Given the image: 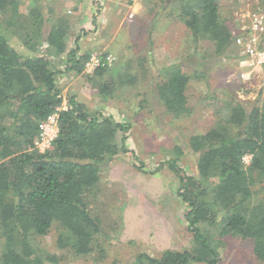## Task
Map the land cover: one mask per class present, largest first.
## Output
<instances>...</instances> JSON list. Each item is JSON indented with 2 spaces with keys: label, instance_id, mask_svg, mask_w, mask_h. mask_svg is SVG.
<instances>
[{
  "label": "trees",
  "instance_id": "trees-1",
  "mask_svg": "<svg viewBox=\"0 0 264 264\" xmlns=\"http://www.w3.org/2000/svg\"><path fill=\"white\" fill-rule=\"evenodd\" d=\"M180 2L178 17L195 42L209 41L216 51L232 43L231 20L221 15L217 0ZM19 5L20 0H0V264H60L68 250L75 256L104 255L107 235L100 217L90 210L87 193L98 184L101 169L120 154L138 161L125 145L129 125L88 110L73 95L63 97L54 59L65 54L64 70L70 76L74 72L92 80L84 73L90 54L76 56V48L68 49L65 16L50 21L38 4L26 13ZM45 11L51 18V8ZM16 31L24 34L23 53L9 42L8 34ZM181 70L170 67L154 85L164 112L175 119L190 113L185 94L189 76ZM94 84L100 94L113 91L106 81ZM63 104L58 134L40 152L34 147L38 122ZM218 119L207 132L176 144L174 158L167 160L192 234L191 249L139 252L130 264H218L217 247L225 236L252 240L253 257L264 262V203L253 200V186L264 177V98L251 104L234 101L225 111L219 109ZM245 153L252 155L247 165L241 161ZM186 155L194 158V173L177 164ZM52 228L58 232L60 254L43 253L32 243Z\"/></svg>",
  "mask_w": 264,
  "mask_h": 264
},
{
  "label": "rangeland",
  "instance_id": "rangeland-1",
  "mask_svg": "<svg viewBox=\"0 0 264 264\" xmlns=\"http://www.w3.org/2000/svg\"><path fill=\"white\" fill-rule=\"evenodd\" d=\"M217 1L221 15L231 20L232 32L243 6L238 0ZM179 2L144 0L142 13H135L132 18L126 12L125 17L121 15V25L109 47L111 52L102 50L115 56L116 61L99 74L93 76L94 71L91 72L92 80L74 72L72 76L67 71L63 73L59 58L54 59L55 69L60 70L55 79L63 97L73 95L88 110L127 123L125 145L138 158L135 161L128 154H120L108 162L101 169L98 184L87 193L90 210L100 217L107 235L105 254L84 257L68 250L60 264H111L113 261L130 264L139 252L160 255L168 248L190 250L192 234L187 229L184 205L176 195V181L167 160L174 158L176 144L213 127L219 120V109L225 111L228 104L237 100L251 104L260 103L264 98V69L242 79L234 61L233 43L223 51H216L209 41L195 42L178 17ZM34 4L40 6L44 18L50 21L65 16L71 24L75 21L73 17L79 18L61 0H20L19 10L26 13ZM47 7L52 10L51 18L46 16ZM48 19L44 21L43 33L48 29ZM111 27L114 26L109 25L107 31ZM21 31L9 33L8 38L23 53L26 49ZM29 34L30 42L35 44L33 30ZM173 66H179L189 76L185 94L190 113L176 119L164 112L154 86L160 75ZM99 81L108 82L112 93L107 96L98 93L94 83ZM177 164L186 172L196 171L191 155L180 158ZM253 189V200L264 203V177ZM208 231L212 239L219 240L214 230L205 232ZM57 235V229L52 228L47 235L35 237L32 243L43 253L60 254ZM1 244L0 239V251ZM217 253L218 264H264L253 257L250 239L222 237Z\"/></svg>",
  "mask_w": 264,
  "mask_h": 264
},
{
  "label": "built area",
  "instance_id": "built-area-1",
  "mask_svg": "<svg viewBox=\"0 0 264 264\" xmlns=\"http://www.w3.org/2000/svg\"><path fill=\"white\" fill-rule=\"evenodd\" d=\"M141 0H128L129 4ZM241 14L232 30V43L235 52L234 61L240 69V77L248 79L251 74L264 69V0H238ZM133 16L132 12L127 15ZM112 54L91 53L84 62V73L90 74L97 68L111 66L115 61ZM48 114L38 122V132L34 138V147L40 152L48 149L58 134V111ZM252 155L245 153L241 157L243 164H249Z\"/></svg>",
  "mask_w": 264,
  "mask_h": 264
},
{
  "label": "crops",
  "instance_id": "crops-1",
  "mask_svg": "<svg viewBox=\"0 0 264 264\" xmlns=\"http://www.w3.org/2000/svg\"><path fill=\"white\" fill-rule=\"evenodd\" d=\"M153 1L159 2V0ZM61 2L63 6L73 9L72 13L79 17H73L75 21L69 24V37L67 40L68 49L76 48V56L83 53H105L102 50L111 52L109 47L114 43L117 29L120 27L123 17H125L124 13L126 12V15L129 12H132L133 15L142 13L144 7V0L133 4H129L128 0H61ZM87 13H90V16ZM91 13H93V16ZM121 15H123L122 18ZM111 24L114 27L107 31ZM77 30H80L78 34H76ZM169 50L171 51L172 47ZM167 55L172 54L167 53ZM65 59V54L59 57V61L63 65L61 71H65ZM54 65L56 66L55 62Z\"/></svg>",
  "mask_w": 264,
  "mask_h": 264
},
{
  "label": "clouds",
  "instance_id": "clouds-1",
  "mask_svg": "<svg viewBox=\"0 0 264 264\" xmlns=\"http://www.w3.org/2000/svg\"><path fill=\"white\" fill-rule=\"evenodd\" d=\"M62 107H64V108H65V106H62ZM64 108H63V109H64Z\"/></svg>",
  "mask_w": 264,
  "mask_h": 264
}]
</instances>
